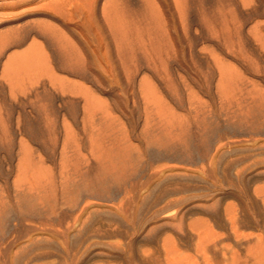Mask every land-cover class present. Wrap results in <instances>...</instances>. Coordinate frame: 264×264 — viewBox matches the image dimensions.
I'll list each match as a JSON object with an SVG mask.
<instances>
[{"label": "rangeland", "instance_id": "obj_1", "mask_svg": "<svg viewBox=\"0 0 264 264\" xmlns=\"http://www.w3.org/2000/svg\"><path fill=\"white\" fill-rule=\"evenodd\" d=\"M104 1L0 0V264H264V0ZM59 78L90 108L45 164L10 112Z\"/></svg>", "mask_w": 264, "mask_h": 264}, {"label": "crops", "instance_id": "obj_2", "mask_svg": "<svg viewBox=\"0 0 264 264\" xmlns=\"http://www.w3.org/2000/svg\"><path fill=\"white\" fill-rule=\"evenodd\" d=\"M223 5H228L229 0H221ZM206 0H185V20L191 18L205 19L206 18ZM203 8V9H202ZM241 19H246L248 11H241ZM251 18L253 17V11H250ZM222 19L226 16L221 15ZM184 19V17H183ZM225 28V27H223ZM247 27L238 31V35H246ZM219 35H228L229 32H218ZM242 47L239 50L246 51V43H242ZM250 50H253V40L250 41ZM19 56L7 57L5 60V66L7 69H13L17 67ZM194 59L205 60L207 57L202 54V50L199 49L193 55ZM11 60V61H9ZM9 61V62H8ZM17 61V62H16ZM15 64V65H13ZM17 64V65H16ZM11 65V66H10ZM9 66V68L7 67ZM14 66V67H13ZM58 95L45 92L43 100L40 99L36 103L35 108L37 112L34 115H30L29 109L34 107L29 102H16L12 106V117L19 122L20 134H23V138H33L38 142V147L42 150V156L45 164L50 161V157L56 154H67L74 143V139L70 134V124H73L76 118V113L79 108H85L86 111L90 108V103L86 98L79 95L80 85L75 79H57ZM29 125H32V132L36 135L30 136ZM25 126V127H24ZM27 134V135H24ZM82 147L84 146L83 140H81ZM85 148H87V139L85 140ZM6 168H0L5 170Z\"/></svg>", "mask_w": 264, "mask_h": 264}, {"label": "bare ground", "instance_id": "obj_3", "mask_svg": "<svg viewBox=\"0 0 264 264\" xmlns=\"http://www.w3.org/2000/svg\"><path fill=\"white\" fill-rule=\"evenodd\" d=\"M39 1V0H38ZM13 4V3H12ZM109 2L106 0V1H104V3L102 4V7H101V11H102V13H103V15H105L106 17H107V15H108V11L110 10L109 8ZM16 6V5H15ZM110 13V12H109ZM109 16H110V14H109ZM108 18V17H107ZM34 49V48H33ZM28 53H30V52H28ZM34 53V52H33ZM18 54V53H17ZM32 54V53H31ZM28 55V54H27ZM21 56V55H20ZM19 56V58H18V62H21V61H24V60H26V58H24L23 56L22 57H20ZM25 57H26V55H25ZM24 59V60H23ZM29 59V58H28ZM27 59V60H28ZM32 59V58H31ZM30 59V60H31ZM9 61H11V60H9ZM8 61V62H9ZM17 62V61H16ZM26 62H28V61H26ZM17 64H20V63H17ZM16 64V65H17ZM13 65H15V64H13ZM11 66V65H10ZM8 68H9V66H7ZM14 67V66H13ZM4 69H6V67H4ZM15 69V68H14ZM12 79V78H11Z\"/></svg>", "mask_w": 264, "mask_h": 264}]
</instances>
